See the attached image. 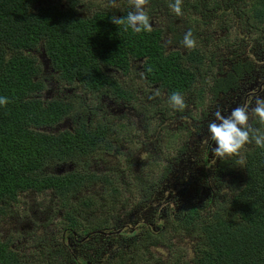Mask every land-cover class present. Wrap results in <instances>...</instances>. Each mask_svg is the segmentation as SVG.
<instances>
[{"label":"trees","instance_id":"1","mask_svg":"<svg viewBox=\"0 0 264 264\" xmlns=\"http://www.w3.org/2000/svg\"><path fill=\"white\" fill-rule=\"evenodd\" d=\"M36 1L0 0V96L9 98L6 104L0 105V216L7 214L10 204L18 203L19 194L30 192L40 195L49 192L52 208L48 212H56L54 217L64 226L66 232L61 238L67 251L55 254L54 246L48 243L44 245L46 250L42 249L40 252L42 260L38 264H65L75 261L70 245L66 242L70 237L73 238V231H100L98 233L104 235L109 232L106 230L113 229L110 228V217L107 214L126 191L122 188L130 189L131 184L139 181L135 177L138 173L131 180V166L128 164L132 150L135 149L133 147L140 146L141 141H137L133 132L124 124L113 142L110 135L113 136L114 133H111L104 121L97 122L96 127L91 129L83 126L74 132L56 134L40 129L55 124L69 114L70 110L68 103L50 101L45 104L35 94L43 87L37 77L41 66L26 51L39 42L38 31L44 29V37L48 35L46 30L49 34L54 31L55 16L61 13L55 7L42 9ZM201 2L213 14L220 12L224 16L227 11V15L231 13L236 16L235 37L229 26L223 28L219 35L221 63L226 59L237 63V66L229 68L227 81L221 82L220 89L226 91L232 87L236 90L245 76L254 79L255 73L260 69V76L263 77L264 56L256 59V55L262 54L254 53V56L251 53L252 42L246 38H251L248 36L250 32H264V0ZM180 16L188 26H193L196 22L189 3L182 6ZM104 17L107 21L109 13L104 12ZM111 18L112 16L109 18L112 27L101 38L97 31H92L90 23L77 20L74 25L70 24L59 34L60 38L54 43H48L47 49L53 64L56 67L81 68L85 74L75 75L85 78V87L90 89L101 85V80L94 83L91 78L88 79L90 74H87L89 68H99V59L128 68L127 55L133 52L148 56L144 64L147 72H151L155 80L160 79L162 86L171 94L181 92L191 85L192 74L183 71L184 64L177 67L175 62L168 61L158 51L155 42L158 37L155 34L132 30V34H127L124 26L114 24ZM244 27H248L250 32L243 34ZM60 29L61 25L58 27ZM191 59H197L196 52L192 53ZM108 79L113 81L111 76ZM201 89H204L203 85ZM121 95L128 96L125 91ZM165 120L158 121L157 128H167ZM246 127L249 128L250 139L264 133V122L256 114L251 123L247 122ZM250 127H255L260 132ZM106 151L118 154L117 159L124 166L120 168L119 177L117 168H110L111 166L100 173L94 169L84 173ZM239 159V184L229 192L224 202L218 201L221 203L216 202V205L202 209L192 204L179 219L171 216L166 221L163 233L168 247L173 243L170 235L173 231L185 233L190 230L193 233L191 235L194 240L191 244L195 246L197 254L195 264H264V147L258 146L253 140ZM70 160L79 165L76 170L58 174L53 169H47L48 166ZM121 175L124 176L120 179ZM95 184L106 191L103 196L105 203L101 207L96 206L92 198L95 196L90 195L91 191L85 192L86 188ZM104 205L107 208L103 210ZM97 213L99 216L97 222H94L93 217ZM148 239L152 240V237L149 235ZM142 243L143 240L138 244ZM140 247L144 250L138 249L136 252H146L149 249L144 245ZM171 248H168L170 253L173 251ZM35 262L37 261H24L10 241L0 237V264H37Z\"/></svg>","mask_w":264,"mask_h":264},{"label":"flooded vegetation","instance_id":"2","mask_svg":"<svg viewBox=\"0 0 264 264\" xmlns=\"http://www.w3.org/2000/svg\"><path fill=\"white\" fill-rule=\"evenodd\" d=\"M175 3L176 0H146L143 8L148 13L149 23L151 24V31L148 32H152L158 37L155 39L158 51H161V54L166 56L168 61L175 62L177 67H181V64H184L183 71L192 74L193 82H191V85L186 86L185 90L177 92L184 100L183 108L172 105L169 100L171 93L162 86L163 82L160 79L155 80L152 73L147 72L144 64L148 56H140L133 52L129 53L127 55L128 68L119 67L114 62L110 64L99 59L97 61L99 68L91 67L87 70V74H90L88 79L91 78L94 83H98L101 80V85L90 89L85 87V78L75 75L77 73L85 74L81 68L56 67L52 62L47 49L48 43H54L60 38L59 34L67 29L70 24L74 25L77 20H83L86 24L90 23L92 31H97L101 38V35L105 31H110L112 27L109 20L110 16L126 17L129 11H135L134 0H37L36 4L41 6L42 9L55 7L61 13L55 16L54 31L49 34V31L46 30L45 32L48 33L46 37L43 35L44 29H41L40 32L38 31L39 42L36 46L26 51L29 55L35 57L41 66V72L37 77L43 83V87L40 91H36L35 94L45 104L50 101L68 103L70 110L69 114L65 115L55 124L43 127L45 131L57 134L65 131L74 132L83 126L91 129L96 127L97 122H102L98 121L102 119L97 118L102 113L107 117L103 121L108 124L111 133H114L113 136L110 135V138L115 142L118 131L122 130L121 127L125 123H131L133 116L139 115L141 110L146 112L147 115L154 114L156 117H165L166 125H169L173 119L182 118L183 120H187V117L190 116L193 122L189 126L193 127L197 125L196 130H199L201 129V120L207 124L211 121L210 116L214 110L213 108L207 109L206 114L201 115V108L205 104L206 97V101L213 99L211 98V94L218 97L224 93H234L237 90H242V93L245 92V102L242 107L245 109L247 103H250L249 99H264V96L262 97V94H264V75L256 80L250 77V80L247 78L245 82H242L245 78L242 79L236 90L232 87L226 91L220 89L221 82L226 83L227 81L229 69L224 72L221 71V53L218 46L220 42L219 35L222 34V29L227 26L231 29L236 28V16L233 14L232 18H230L227 15V11L224 13V16L220 12L218 14L215 12V15L201 0H180L181 8L185 3H189L196 18L195 24L188 26L181 16L177 15L172 7H170ZM104 12L109 13L107 21L105 20ZM205 22H207L206 25ZM59 23L61 25L60 30H58ZM222 23H224V26H222ZM107 26L108 28H106ZM190 28H193V30ZM189 31H191L192 37L195 40L194 47H187L183 43L184 36ZM124 32L132 34L131 29L124 30ZM193 52H196V60L191 59ZM204 53H206V56H204ZM230 65L234 67L237 66V63H230ZM233 72L235 73L234 68ZM109 76L113 78V81L108 79ZM201 85H203V90L201 89ZM241 86L243 87L240 88ZM205 87L207 88L205 89ZM123 90L128 96L121 95L124 92ZM210 90L212 91L211 94ZM216 90L218 93H216ZM217 99L219 100L220 98ZM230 99V96H224L222 106L230 103ZM79 103H82L84 110H87L86 105L90 103L89 106L91 107L86 115L85 112L78 109ZM231 112L229 111L228 114L230 115ZM228 114L225 116H228ZM253 118L254 116H250L249 113V120L247 122L251 123ZM250 128L259 131L255 127ZM247 130L249 131V128ZM213 141V139L210 140V142ZM114 144L120 145V143ZM207 154L204 155V160L207 161L209 159L210 161L211 154ZM117 155L115 152H103L98 160L93 161L92 166L84 170V173L86 170L93 169L98 173L106 171L107 169L99 170V165L96 164L95 166V163H98L103 156L110 158L117 157ZM205 156L207 159H205ZM56 166L58 168L53 169L55 172L65 174L76 170L79 165L70 160ZM96 186L98 184L93 185V188ZM90 191L89 188L85 189V192ZM139 227L140 225H136V223L131 225L125 224L118 230L122 234L121 240H123V237H129L130 243L128 246L136 251L138 249L144 250L138 246V241L143 240L144 246H148L149 248L145 251H150L153 256V261L150 264L196 263L195 257L197 254L195 246L191 244L194 239H179L180 243L171 248L173 250L171 253L168 249L158 251L156 248L151 249L153 244L157 242V239L152 234L141 231ZM96 232H80V237L79 232H72L73 244H75V248L80 249L79 255L74 254L76 264H92V255L97 253V250H92V245L84 246V243L90 240L92 236H95V234L100 235V233ZM149 235L152 237V240L148 239ZM3 239L7 241L5 238ZM72 246L70 245L71 251L73 249ZM82 250H85V252L82 253ZM191 250H194L193 253H191ZM136 251H131L130 253H135ZM101 257L104 258V254ZM164 257L167 258L166 262H162Z\"/></svg>","mask_w":264,"mask_h":264},{"label":"rangeland","instance_id":"3","mask_svg":"<svg viewBox=\"0 0 264 264\" xmlns=\"http://www.w3.org/2000/svg\"><path fill=\"white\" fill-rule=\"evenodd\" d=\"M210 7L213 5L210 4ZM228 16L232 18L231 13ZM232 30V35L235 37L236 32L234 29ZM249 32L248 27L242 29L243 34ZM248 36H251V38H246L252 42L251 53L253 55L254 53L262 54L255 57L256 59H258L257 57L262 58L264 56V32L256 34L250 32ZM230 63L227 59L223 64L221 63V71L228 70L231 66ZM255 74L254 79L256 80L261 75V69ZM247 78L250 80V77L246 76L242 82H245ZM209 92L211 94L212 91ZM221 95L215 97L211 94L213 99L209 101H206V97L205 104L201 108V115L207 109H214L209 123L217 120L215 115L217 112L225 116L229 111L242 107L245 102V92L242 93V90ZM224 96H230L231 99L230 103L222 106ZM263 96L264 94H262ZM251 99H249L250 103H247L246 110L248 109L250 116H254L253 110L257 99ZM89 105L90 103L86 105L87 110H84L82 103H79L78 109L85 112L86 115L91 107ZM97 118L102 119L98 121L107 119L102 113ZM164 118L156 117L154 114L147 115L141 110L139 115L133 116L131 123H125L135 135L136 140L141 141L140 146L133 147L135 149L132 150L133 154L128 164L131 166L129 172L131 180L133 175L138 173L135 177L139 181L131 184L130 189L122 188L126 191L120 196L118 204L109 210L110 213L107 215L110 217V228L113 229L106 230L109 232L104 235L95 234L96 237L92 236L84 243V246L92 245V250H97V253L92 255V264H119V262L122 264H149L153 261L150 251L130 253L136 250L128 246L129 237H123L121 240L122 234L118 229L125 224L136 223V225H140L141 231L150 233L157 239V242L152 247L150 246L151 249L156 248L160 251L171 248L180 242L179 239L192 240L191 234L193 233L190 230L185 233L173 231L170 234L173 243L170 247L166 246L163 230L166 229L169 217L176 216L179 219L192 204H196L202 209L224 202L228 198L229 192H232L239 184L240 172L237 163L240 161L242 150L247 147L249 142L245 143L237 153L220 158L213 152L216 142H210L211 134L206 122L201 120V129L196 130L197 125L189 126L193 120L188 116L187 120L173 119L169 125H166L167 128H157V122ZM205 154H211L210 161L208 159L205 162ZM97 164L99 170L107 169L110 166L113 169L117 168L118 177L120 168L124 167L117 157L103 156ZM56 165H51L49 170L57 169ZM123 176L121 175L120 179ZM89 189L91 190L90 195L95 196L92 198L95 200L96 206L101 207L105 203L103 196L106 191L99 185ZM50 199L49 192L40 195L24 192L19 194L18 203L10 204L7 214L0 216V237L10 241L15 251L26 262L37 261L35 263L38 264L39 260H42L40 252L42 249L46 250L44 245H48V243H52L54 246L55 254L59 253L58 255H60L67 251L61 238L64 226L59 224V220L54 217L56 212H48L49 208H52ZM105 208L107 207L104 205L102 209ZM98 216L99 213L93 217L94 222H97ZM67 242L69 245H73L72 253L79 255L80 249L75 248L74 239L70 237ZM143 245L144 243L138 244L139 247ZM81 252L84 253L85 250ZM102 254H104V258L101 257ZM166 260L167 258L164 257L162 262H166ZM65 264H76V262L71 260Z\"/></svg>","mask_w":264,"mask_h":264},{"label":"clouds","instance_id":"4","mask_svg":"<svg viewBox=\"0 0 264 264\" xmlns=\"http://www.w3.org/2000/svg\"><path fill=\"white\" fill-rule=\"evenodd\" d=\"M145 3L146 0H134L135 11H129L126 17L113 16L111 18L112 22L116 25H123L125 30L131 29L134 32L151 31L148 13L143 8ZM170 7L177 15L181 14L180 0H176V3ZM183 43L187 47L195 46L191 31L185 34ZM8 99L6 96H0V105L6 104ZM169 100L174 106L184 107V100L177 92H173ZM253 111L259 117V120L264 122V99H257ZM215 115L217 120L208 124V130L211 134V139L216 142L213 152L217 157L224 158L226 155L237 153L245 143L253 140L258 146L264 147V133L255 135L251 139L249 137L246 127L249 114L245 108L237 107L228 116H223L220 112ZM43 127L40 129L45 131Z\"/></svg>","mask_w":264,"mask_h":264}]
</instances>
